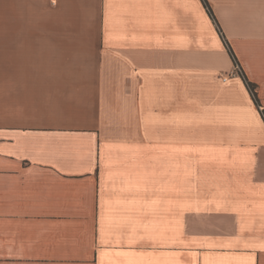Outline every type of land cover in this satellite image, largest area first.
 Here are the masks:
<instances>
[{
    "label": "crops",
    "instance_id": "crops-1",
    "mask_svg": "<svg viewBox=\"0 0 264 264\" xmlns=\"http://www.w3.org/2000/svg\"><path fill=\"white\" fill-rule=\"evenodd\" d=\"M206 1L0 0V264H264V0Z\"/></svg>",
    "mask_w": 264,
    "mask_h": 264
},
{
    "label": "trees",
    "instance_id": "trees-1",
    "mask_svg": "<svg viewBox=\"0 0 264 264\" xmlns=\"http://www.w3.org/2000/svg\"><path fill=\"white\" fill-rule=\"evenodd\" d=\"M202 2H203V4H204L205 8L207 9L208 14H209L210 17L212 18V20L217 24V21H216L214 15H213V11H212V9H211L209 3H208L206 0H202ZM217 25H218V24H217ZM220 30H221V29L219 28L218 31H219L220 35L222 36L223 41L225 42L226 49L228 50V52L230 53V55H231L232 58H233V61H234V63H235V64H234L235 67L239 70V75H240V76L242 77V79L244 80L243 82L245 83L246 87L248 88L249 93L251 94L254 103H255L256 105H260L259 100H258L259 97H258V93H257V86L249 82V79L247 78V76L245 75V73L243 72V70L240 68V66H239V62H238V60L236 59V57H235V55H234V53H233V51H232V49H231V46H230L229 42H228V41L225 39V37L221 34ZM263 116H264V112H263Z\"/></svg>",
    "mask_w": 264,
    "mask_h": 264
},
{
    "label": "built area",
    "instance_id": "built-area-1",
    "mask_svg": "<svg viewBox=\"0 0 264 264\" xmlns=\"http://www.w3.org/2000/svg\"><path fill=\"white\" fill-rule=\"evenodd\" d=\"M238 74V70H235V73H234V75H237ZM225 80H227V79H225Z\"/></svg>",
    "mask_w": 264,
    "mask_h": 264
},
{
    "label": "rangeland",
    "instance_id": "rangeland-1",
    "mask_svg": "<svg viewBox=\"0 0 264 264\" xmlns=\"http://www.w3.org/2000/svg\"><path fill=\"white\" fill-rule=\"evenodd\" d=\"M236 70H238V69L236 68ZM238 74H239V70H238Z\"/></svg>",
    "mask_w": 264,
    "mask_h": 264
}]
</instances>
